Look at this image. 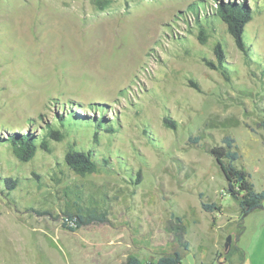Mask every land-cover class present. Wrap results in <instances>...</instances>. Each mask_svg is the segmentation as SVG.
Returning <instances> with one entry per match:
<instances>
[{
    "label": "rangeland",
    "instance_id": "obj_1",
    "mask_svg": "<svg viewBox=\"0 0 264 264\" xmlns=\"http://www.w3.org/2000/svg\"><path fill=\"white\" fill-rule=\"evenodd\" d=\"M228 3L251 15L246 55L217 16ZM263 122L264 0H0V264H148L176 250L181 264H264V207L240 219L209 152L232 137L261 190ZM49 125L65 137L45 150ZM14 134L34 137L29 160ZM70 146L97 170L75 173ZM77 207L105 221L70 231Z\"/></svg>",
    "mask_w": 264,
    "mask_h": 264
},
{
    "label": "trees",
    "instance_id": "obj_2",
    "mask_svg": "<svg viewBox=\"0 0 264 264\" xmlns=\"http://www.w3.org/2000/svg\"><path fill=\"white\" fill-rule=\"evenodd\" d=\"M93 4L98 9H103L109 4V0H93ZM217 16L223 20L227 29L232 35L236 46L246 55L247 45L243 39V31L245 24L251 19L249 10L243 5L237 4H221L217 10ZM199 39L204 42L206 34L201 27L199 30ZM217 57L218 68L222 73H225L222 62V49L217 43L214 48ZM209 64H211L208 61ZM195 85V83L192 82ZM63 117L59 118L60 126H64ZM70 119V118H69ZM164 122L169 126H174V123L167 117ZM264 124V122H263ZM100 127V121L95 124ZM109 129H107L108 131ZM96 136V133H95ZM65 137L64 132L59 128L48 126L42 138L37 142L40 148L49 150V139L61 141ZM223 144L212 146L209 152L220 163L221 170L226 180V191L239 206V217L243 219L249 212L257 207H264V188L256 190L254 184L250 180V175L244 169L237 167L235 160L239 157L235 149L234 139L228 135L222 139ZM10 147L13 154L22 161L29 160L36 149V141L32 135L14 134L9 139ZM104 161V160H103ZM64 162L77 174L85 175L97 170L98 163L91 155L90 150L75 149L69 147L64 154ZM105 162V161H104ZM5 183L9 186H14V182L10 178L5 179ZM202 207L206 210L217 208L215 203H201ZM66 218L63 221V226H66L70 231H74L82 226L104 222L105 214L96 210H88L83 207H77L73 211H67ZM65 221H70L71 225L66 224ZM187 246V245H185ZM218 256V254H217ZM122 264H146L142 262L137 256H128ZM148 264H181V254L179 251H173L171 254L160 256L155 263ZM208 264V263H201Z\"/></svg>",
    "mask_w": 264,
    "mask_h": 264
},
{
    "label": "water",
    "instance_id": "obj_3",
    "mask_svg": "<svg viewBox=\"0 0 264 264\" xmlns=\"http://www.w3.org/2000/svg\"><path fill=\"white\" fill-rule=\"evenodd\" d=\"M216 162H217V164L219 165V167L221 169L220 163L217 160H216ZM229 244H230V236L227 237V240L225 242V248H227L229 246ZM216 264H225V263L223 261H218V262H216Z\"/></svg>",
    "mask_w": 264,
    "mask_h": 264
},
{
    "label": "crops",
    "instance_id": "obj_4",
    "mask_svg": "<svg viewBox=\"0 0 264 264\" xmlns=\"http://www.w3.org/2000/svg\"><path fill=\"white\" fill-rule=\"evenodd\" d=\"M224 262V261H223ZM224 263H226V262H224Z\"/></svg>",
    "mask_w": 264,
    "mask_h": 264
}]
</instances>
